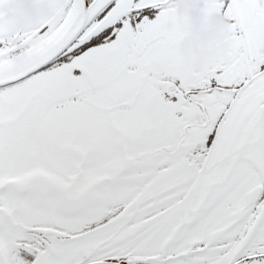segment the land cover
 I'll return each mask as SVG.
<instances>
[{
    "label": "snow or ice",
    "instance_id": "obj_1",
    "mask_svg": "<svg viewBox=\"0 0 264 264\" xmlns=\"http://www.w3.org/2000/svg\"><path fill=\"white\" fill-rule=\"evenodd\" d=\"M39 2L0 0V264H264V0H203L202 65L179 0Z\"/></svg>",
    "mask_w": 264,
    "mask_h": 264
},
{
    "label": "flooded vegetation",
    "instance_id": "obj_2",
    "mask_svg": "<svg viewBox=\"0 0 264 264\" xmlns=\"http://www.w3.org/2000/svg\"><path fill=\"white\" fill-rule=\"evenodd\" d=\"M70 5L71 3L69 2L66 7H70ZM183 7L189 8L191 10V13L193 14L204 17L203 21L194 18H187V22H185L184 25L189 26L191 35L187 39H185V41L181 45V52L183 55L189 58H194L195 62L198 65H202L204 60L209 56H201L200 54L204 53L206 50L211 51L213 54L217 42H222L224 40L228 28V21L220 17L209 16L203 10V0H179L174 24L181 23V21L179 20L181 14L178 13V11ZM218 24H226V27L222 30H219L217 29ZM213 30L222 31L224 33L223 39L213 38L209 36L208 33ZM188 54H190V56H188ZM263 127L264 124L261 125V128Z\"/></svg>",
    "mask_w": 264,
    "mask_h": 264
},
{
    "label": "rangeland",
    "instance_id": "obj_3",
    "mask_svg": "<svg viewBox=\"0 0 264 264\" xmlns=\"http://www.w3.org/2000/svg\"><path fill=\"white\" fill-rule=\"evenodd\" d=\"M68 3L69 0H65V6ZM186 9L189 8L183 7L178 11L181 14L179 18L181 21L180 25H184L187 22V19L183 18V13ZM4 10L12 15L16 24L21 28L38 23L43 17L51 15L52 12L48 5L40 3L39 0H7V3L4 5ZM262 130H264V127Z\"/></svg>",
    "mask_w": 264,
    "mask_h": 264
},
{
    "label": "clouds",
    "instance_id": "obj_4",
    "mask_svg": "<svg viewBox=\"0 0 264 264\" xmlns=\"http://www.w3.org/2000/svg\"><path fill=\"white\" fill-rule=\"evenodd\" d=\"M183 18H185V19L194 18V19H197L200 21H203V19H204V17H202V16L191 13L190 9H186L184 11ZM25 22H27V21H25ZM225 27H226V24H218L217 25V29H219V30H222ZM219 30H213V31L209 32L208 35L213 37V38L223 39L224 33L222 31H219ZM200 55L201 56H210V55H212V52L206 50L204 53H201Z\"/></svg>",
    "mask_w": 264,
    "mask_h": 264
},
{
    "label": "water",
    "instance_id": "obj_5",
    "mask_svg": "<svg viewBox=\"0 0 264 264\" xmlns=\"http://www.w3.org/2000/svg\"><path fill=\"white\" fill-rule=\"evenodd\" d=\"M26 58H27V56L25 53H20L16 56L12 57L13 61L17 64L23 63Z\"/></svg>",
    "mask_w": 264,
    "mask_h": 264
}]
</instances>
